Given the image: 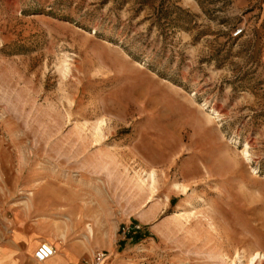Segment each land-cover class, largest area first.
Listing matches in <instances>:
<instances>
[{"label":"rangeland","instance_id":"374dc122","mask_svg":"<svg viewBox=\"0 0 264 264\" xmlns=\"http://www.w3.org/2000/svg\"><path fill=\"white\" fill-rule=\"evenodd\" d=\"M249 11L0 0V238L31 221L85 261L264 264V20ZM148 171L152 198L134 197Z\"/></svg>","mask_w":264,"mask_h":264},{"label":"crops","instance_id":"0c3cea01","mask_svg":"<svg viewBox=\"0 0 264 264\" xmlns=\"http://www.w3.org/2000/svg\"><path fill=\"white\" fill-rule=\"evenodd\" d=\"M237 7L251 10L243 16V24L256 23L259 18L264 20V2L260 3V0H237ZM42 241L37 234L36 222L13 225L6 236L2 232L0 264H85L84 250L70 243L45 261L35 260L34 251Z\"/></svg>","mask_w":264,"mask_h":264},{"label":"built area","instance_id":"2783aa9c","mask_svg":"<svg viewBox=\"0 0 264 264\" xmlns=\"http://www.w3.org/2000/svg\"><path fill=\"white\" fill-rule=\"evenodd\" d=\"M244 32V27H238L232 31V36L236 37L241 35ZM56 248L53 244H50L46 241H42L39 243L37 248L34 251L35 260L42 262L55 254ZM90 257V256H89ZM107 260V252L104 250L96 251L92 254V256L85 261V264H104Z\"/></svg>","mask_w":264,"mask_h":264},{"label":"bare ground","instance_id":"6f19581e","mask_svg":"<svg viewBox=\"0 0 264 264\" xmlns=\"http://www.w3.org/2000/svg\"><path fill=\"white\" fill-rule=\"evenodd\" d=\"M248 153L246 152V156ZM147 180L140 181L135 180L133 185V196L140 197L143 195H147V197H151L154 194V189L157 183L156 173L155 171H148L147 172ZM136 179V178H135ZM147 182V184H146ZM152 198V197H151ZM150 199V198H149ZM89 232L91 233V228L89 227ZM49 243V242H48ZM57 251V250H56ZM261 258V253L256 252L251 256V263L256 262L258 259Z\"/></svg>","mask_w":264,"mask_h":264}]
</instances>
